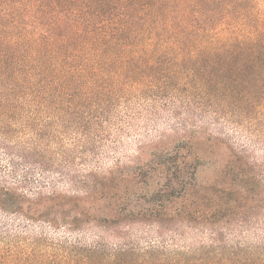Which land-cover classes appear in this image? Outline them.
I'll use <instances>...</instances> for the list:
<instances>
[{"label":"trees","instance_id":"obj_1","mask_svg":"<svg viewBox=\"0 0 264 264\" xmlns=\"http://www.w3.org/2000/svg\"><path fill=\"white\" fill-rule=\"evenodd\" d=\"M162 103L264 143V1L0 0V212L24 235L66 234L10 235L0 264H264V220L249 217L264 162L224 134L163 137L129 168L71 169L117 109Z\"/></svg>","mask_w":264,"mask_h":264},{"label":"rangeland","instance_id":"obj_2","mask_svg":"<svg viewBox=\"0 0 264 264\" xmlns=\"http://www.w3.org/2000/svg\"><path fill=\"white\" fill-rule=\"evenodd\" d=\"M171 107L169 103H162L153 107L144 106L136 111L131 110L129 111L131 113L127 114L124 113V110L117 109L115 114L119 116L117 119H120L122 123L118 122L117 119L113 121L109 136L105 134L103 142L98 143L95 149L90 151V156L86 159L87 164L82 165L80 160H76L74 161L75 165H71V169L79 170L80 172H86L85 170L89 169L90 172H92V169L101 171L111 169L117 163H120V168L133 167L135 162L143 161L141 152L148 150V146L154 142L160 141L163 137H165L166 142H169L174 138L178 139L181 136H185L184 134L186 133L197 130L208 132L206 134H211L215 137H220L224 134V138L235 148L248 149L252 154V158L259 160L261 163L264 162V143L253 138L249 132L240 130L235 124L226 120L211 123L205 118L202 119V110L197 108L184 110L179 105L175 108ZM128 114L129 116H127ZM202 147L205 149V146ZM219 152L217 151L215 155H212L211 160L217 158ZM77 156V153L74 154V157ZM0 161H2L1 155ZM212 167V164H209L200 172L201 180L208 182L211 176L213 177L214 168ZM50 177L53 178V175ZM58 187L61 191L70 190L67 182H60ZM262 201L263 203L259 204V208L249 217L259 218L260 221L264 220V200ZM0 220L8 221V224H10L9 234L0 235V240H4L10 235L26 236L27 238L44 235L58 241L66 236L65 233L54 232L48 229L47 226L39 224H30L27 234L24 235L21 233L18 219L14 216L0 212ZM85 234L84 239L90 244V232ZM68 238L71 242L77 241V236H69Z\"/></svg>","mask_w":264,"mask_h":264}]
</instances>
